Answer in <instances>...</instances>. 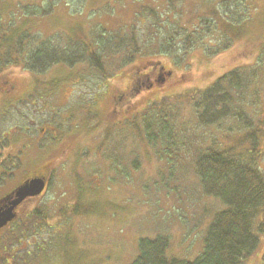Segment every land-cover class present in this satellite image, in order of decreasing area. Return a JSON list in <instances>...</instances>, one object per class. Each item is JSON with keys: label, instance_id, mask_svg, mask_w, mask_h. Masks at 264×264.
<instances>
[{"label": "rangeland", "instance_id": "obj_1", "mask_svg": "<svg viewBox=\"0 0 264 264\" xmlns=\"http://www.w3.org/2000/svg\"><path fill=\"white\" fill-rule=\"evenodd\" d=\"M55 1L59 2L56 13L34 21L31 29L36 31L37 26L51 35L60 32L65 41L84 31L89 36L100 27L108 31H127L133 20L137 35L144 37L150 22L158 16L162 22L169 17L168 21L175 29H189L197 23L193 15L201 6L198 0ZM35 2L40 5L42 0L24 1L30 5ZM0 4L6 12L7 9L14 10L16 1L1 0ZM243 5L244 8H240L229 3L231 17L235 16L233 18L239 21L238 16L243 13L239 25L233 28L237 34L229 49L209 56L204 49L198 48L187 53L186 62L178 67L180 55L177 58L154 53L112 71V75L102 82L100 73L86 64L72 68L58 64L37 76L47 87L41 98L36 93L43 91V85L33 93L35 75L22 67H11L3 72L0 111L10 110L8 122L6 118H0V135L7 132L13 136L10 147L16 156L12 160L14 163L8 164L11 167L8 175L0 173L2 181H6L0 194L20 177L35 172L47 175L43 171L55 170V174H50V184L43 198L32 203L34 206L30 204L18 217L21 219L25 212L35 207L44 212L46 222L39 221L36 229L28 233L29 237L7 242L4 256H21L30 251L32 256L27 264H34L36 261L31 260L36 257L39 260L35 264H130L139 253V239L154 238L159 234L169 236L168 258L194 260L202 253L208 225L214 214L226 206L218 199L205 196L197 176L191 171L187 174L193 169L194 153L184 154L188 170L183 175H158L162 162L155 156V150L140 142L134 134L131 136L128 127L123 131L113 123L132 119L152 101L173 98L182 111L176 123L180 143L189 141L194 149L210 145L212 138L228 144L243 135L246 129H238L239 124L234 120L212 127L199 126L194 111L187 106V99L193 90H204L222 74L236 67L253 65L258 67L261 79L252 87L247 86L242 98L254 126L261 125L260 121L264 120V0H244ZM152 10L156 11L157 17ZM135 12L141 16L135 18ZM183 12L184 17L181 16ZM189 15L192 16L191 25L186 24ZM142 41L143 38L140 43ZM158 64L172 71V78L161 87L143 89L133 98L122 100L120 116L111 115L113 93L124 88L129 73L141 68L143 73ZM254 90L258 93L253 95ZM123 108H126L125 116ZM94 114H97L94 120H87ZM68 117L73 119L69 121ZM94 124L103 129L92 130ZM16 126L22 129L17 130ZM57 126L62 127L61 131ZM261 126L264 129V124ZM107 128L118 131L111 132ZM126 133L130 138L126 144H120ZM57 134H61L60 138L54 140ZM107 134L118 136L115 153L128 160L125 175L111 170L114 161L111 152L102 151L106 145L102 141ZM261 134L256 142L263 150L264 130ZM241 145L244 149L249 143ZM67 150L70 151L61 158ZM59 152H62L60 156ZM3 154L7 156L8 150ZM135 161L140 163L138 170L133 167ZM259 164L264 169V154ZM175 187L177 190L168 189ZM20 225V220L15 221L1 231L0 244L8 236H22Z\"/></svg>", "mask_w": 264, "mask_h": 264}, {"label": "trees", "instance_id": "obj_2", "mask_svg": "<svg viewBox=\"0 0 264 264\" xmlns=\"http://www.w3.org/2000/svg\"><path fill=\"white\" fill-rule=\"evenodd\" d=\"M15 1L14 10L7 9L4 12L0 7V78L9 68L22 67L36 77L33 93L43 85V91L36 93L38 98H41L43 92H47V87L37 76L58 64L71 68L86 64L96 69L102 77V82H105L112 75V71L129 66L138 58L154 53L175 55L177 58L180 55L177 67L186 62L187 53L198 48L204 49L209 56L219 55L231 46L233 36L237 34L233 28L239 25L243 18V13L242 16H238L239 21L233 18L235 16L231 17L232 7L229 3L244 8V0H198L201 6L193 15L197 23L191 25L192 16L189 15L186 22L191 25L189 29L186 27L175 29V25L169 23L168 16V20L166 18L162 22L156 11L152 10L157 18L150 22L148 32L142 33L144 37L137 35L136 23L133 20L127 31H108L100 27L89 36L84 31L83 34L75 35V38L69 37L65 41L61 39L60 32L51 35L45 34L37 26L36 31L31 29L34 21L46 19L56 13L58 1L42 0L40 5L36 2L32 5L25 4L26 0ZM133 16L139 18L141 14L135 12ZM181 16L184 17V12ZM142 38L143 41L140 43ZM155 67L158 70L156 73H160V76L168 71L164 65L158 64L150 68L148 73L154 72ZM144 77L142 74L134 76L136 84L120 99L121 102L129 97L133 98L143 89L152 88L150 83L145 82ZM260 79L261 73L257 66L236 67L218 77L211 86L204 90H193L192 95L188 96L187 106L194 111L199 126L212 127L226 120H234L239 124L238 129H246L243 135L228 144L212 138L210 145L194 149L189 141L180 143L178 136L180 132L176 123L182 111L180 105L173 102V98L165 97L159 101H152L132 119L126 118L123 122L113 123L123 128V131L128 127L131 136L134 134L140 142L155 150V156L162 162L158 175H183L188 170L184 164L186 159L184 154L194 153L193 169L188 170L187 174L191 171L197 176L205 196L218 199L226 206L224 210L214 214L206 229L204 249L194 260L168 258L166 251L170 246L169 236L159 234L154 238L139 239V253L130 264H264V169L259 164L264 149L259 148L257 144L260 143L256 142L258 134L264 130L261 126L264 120L260 121L261 125L254 126L244 108L242 98L247 86L252 87ZM33 93L31 98H34ZM256 93L258 91L254 90L252 94ZM127 102L129 100L125 103ZM9 110L0 111V118H6V122ZM96 117L97 114H94L87 120H94ZM68 119L70 121L73 118ZM57 128L61 131L62 127ZM96 128L103 129L99 125H91L92 130ZM16 129L22 128L16 126ZM60 135L54 137V140H58ZM117 137L105 135L102 143L105 142L106 145L102 151L111 152V158L114 160L111 170H117L120 175H125L128 160L125 156L120 158L115 153L118 148ZM129 138V134L126 133L122 136L120 144L122 142L124 144ZM12 139L13 136L7 132L0 135L2 174L8 175V171L11 170L8 164L12 163L16 156L10 147ZM245 142L249 145L243 149L241 144ZM6 149L8 155L4 156L2 152ZM139 164L135 161L132 166L138 170ZM16 165L18 166V163ZM43 172L49 177L52 172L55 174L53 169ZM168 189L177 190L176 187ZM43 213L40 208H34L21 219L17 218L16 221L20 220L22 223L19 226L22 236H8L0 244V264H10L3 255L8 246L7 242L29 237L28 233L36 229L39 221L46 222ZM30 253L27 251L21 256L15 255L11 264H27L26 261H30L32 256Z\"/></svg>", "mask_w": 264, "mask_h": 264}, {"label": "flooded vegetation", "instance_id": "obj_3", "mask_svg": "<svg viewBox=\"0 0 264 264\" xmlns=\"http://www.w3.org/2000/svg\"><path fill=\"white\" fill-rule=\"evenodd\" d=\"M141 70H142V68L141 69H138V71H135V72H130L129 73V75H128V80H127V82L125 83V86H124V88L122 89V90H116L115 91V93H113V97H112V100H111V103L113 104V109H112V111H111V115H113L114 117H118V116H120V113H119V104H120V102H121V98H123V96H126V93L128 92V90L130 89V88H132V86L134 85V84H136L135 83V80H134V76L136 75V74H142V75H145V82L146 83H150L151 85L150 86H152V87H161L162 85H165L172 77V73H171V75H165L164 73H162V76H160V73H156V72H158V70L156 69V67H155V70H154V72H152V73H148V71H145V72H141ZM158 80H161L162 82L161 83H158ZM5 84H9V81H5ZM158 85H160V86H158ZM11 87H13L14 88V85H12ZM126 108H123V110H122V114L125 116L126 114ZM115 114V115H114ZM122 114H121V116H122ZM125 118V117H124ZM71 150V149H70ZM70 150H67L65 153H63V155H62V157L61 158H63ZM4 152V151H3ZM2 152V153H3ZM62 152H59L58 153V156H60V154H61ZM36 176H42V174H38V173H30V174H28V175H25L24 177H20L19 178V180L18 181H16V182H13L12 183V186L11 187H9L8 189H6L5 191H3L1 194H0V200L1 199H3L7 194H9V193H11L14 189H16L19 185H21L23 182H25L26 180H28V179H31V178H33V177H36ZM48 177V183H47V187L45 188V190L42 192V194L40 195V196H37V197H33V198H29V199H27V200H25L18 208H17V217L15 218V220L13 221V222H15L16 221V219L19 217V215H20V212L21 211H25L26 209H28V207L30 206V204H32V203H36V201H38V200H40L41 198H43V196H44V194L46 193V190L48 189V186H49V184H50V178L51 177H49V176H47ZM3 179H2V175H0V188H2L3 187V189L5 188L4 186H5V184H6V181H2ZM5 183V184H4ZM1 190V189H0ZM34 204H32V206H34ZM35 208V207H34ZM34 208H31V209H29L27 212H25L24 213V215H26V214H28L30 211H32ZM13 222H11L10 224H8V226H6V227H9V226H11L12 225V223ZM6 227H4L3 229H1L0 230V232L1 231H3ZM6 260H7V262L9 263V262H11V263H13V260H14V257H11V256H9V257H6ZM37 260H39V257H36V259H32L31 261H33V263L36 261L37 262ZM35 262V263H36ZM10 263V264H11ZM34 263V264H35Z\"/></svg>", "mask_w": 264, "mask_h": 264}, {"label": "water", "instance_id": "obj_4", "mask_svg": "<svg viewBox=\"0 0 264 264\" xmlns=\"http://www.w3.org/2000/svg\"><path fill=\"white\" fill-rule=\"evenodd\" d=\"M165 75H171L166 72ZM162 82V81H161ZM160 82V83H161ZM48 177L36 176L26 180L0 200V230L17 217V208L27 199L40 196L47 187Z\"/></svg>", "mask_w": 264, "mask_h": 264}]
</instances>
